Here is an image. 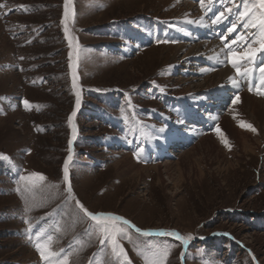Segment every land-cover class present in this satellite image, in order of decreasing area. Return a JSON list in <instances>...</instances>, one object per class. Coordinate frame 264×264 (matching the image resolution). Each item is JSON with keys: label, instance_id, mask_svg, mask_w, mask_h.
Segmentation results:
<instances>
[{"label": "rangeland", "instance_id": "obj_1", "mask_svg": "<svg viewBox=\"0 0 264 264\" xmlns=\"http://www.w3.org/2000/svg\"><path fill=\"white\" fill-rule=\"evenodd\" d=\"M0 4L5 5L0 8V155L8 157L0 158V264H46L35 246L37 233L51 251L71 254L70 264H115L110 249L99 244L95 222L76 200L93 213L122 216L145 231L175 230L193 237L185 246L171 236L145 237L130 229L132 239L121 243L131 264H147L146 256L157 247L170 248L167 264H264V137L254 139L255 153L244 155L220 141L234 143L228 122L242 128L233 118L246 109L231 103L235 96L246 93L262 102L264 96L249 92L246 82L234 88L225 79L197 89L201 69L212 74L228 69L233 78L235 70L205 50L186 61L174 58L182 45L214 42L221 50L227 41L219 37L228 21L195 23L204 15L199 0H72L76 15L66 36L64 0ZM186 5L199 18H183ZM165 39L176 43H157ZM219 57L224 59L222 51ZM73 111L77 135L70 196L63 166ZM108 113L120 126L107 121ZM245 116L241 120H250ZM223 119L222 134L200 144ZM185 137L190 149L175 151ZM152 142L160 143L157 156L172 154L173 160L157 164L159 171L119 176L117 152L136 166H156L143 156L152 151ZM211 145L216 148L207 152ZM140 148L138 161L134 153ZM199 170L200 181L194 178ZM31 173L46 180L27 191L29 181L21 177ZM56 259L50 257L52 264Z\"/></svg>", "mask_w": 264, "mask_h": 264}, {"label": "snow or ice", "instance_id": "obj_2", "mask_svg": "<svg viewBox=\"0 0 264 264\" xmlns=\"http://www.w3.org/2000/svg\"><path fill=\"white\" fill-rule=\"evenodd\" d=\"M200 7L204 11V15L200 17L195 23L204 24L205 26H216L221 25L225 21H228L230 26L227 27L226 32L220 35V40L227 41L223 43L221 51L224 53V59L220 60L219 55L215 58L221 63L230 64L235 70V78L229 77L231 85L234 88H239L242 82H246L249 92L255 91L257 95L264 96V0H199ZM219 5V8H217ZM5 5L0 4V8ZM24 7L25 6H21ZM212 13V16H208ZM75 10L72 7V0H64V31L67 36L69 31L68 23L70 18L74 20ZM208 17V22L205 21V17ZM231 17V19H230ZM193 23V21H188ZM238 27L240 31H238ZM255 29V31H252ZM235 33V36L229 39L231 34ZM157 43H176L175 40L169 41L157 40ZM69 47H72V41L69 39ZM73 53H69L70 64L73 75V87H76V64L72 63ZM23 59V57H21ZM77 59H79V52L77 50ZM254 71L258 73L254 76ZM255 80V83L253 82ZM240 96L237 94L232 100V104H238L240 102ZM27 107L29 102L25 100L23 102ZM80 107V94L77 92L76 108ZM76 116V111H73L69 117V124L72 125V139L69 140V155L66 158L63 166V179L67 184V192L72 195V184L70 179L69 167L72 162V144L76 139L77 130L75 125L72 123L73 118ZM241 127H247L251 131L255 132L256 129L247 122L242 121ZM163 131V129H161ZM220 133V129H215ZM222 142L226 147L230 149L231 145L227 138H224ZM143 149H138L137 153H134L136 159H141ZM0 158L5 160L7 156L0 155ZM22 180H27L29 183L25 184V190L32 191L37 187L36 181L43 182L46 177L40 173H31L28 177H21ZM19 191V189H18ZM76 205L89 220L95 222L93 225L94 232L98 234L99 244L106 246L110 249L109 257L114 260L115 264H131L125 251L122 240H131L130 229L136 233L149 237L153 235L158 236H171L176 240L180 241L183 245H187L188 242L193 239L189 234L187 236L182 235L178 231H145L137 227L128 219L113 214V213H93L89 211L79 200H76ZM42 233H37L36 249L39 252L41 258L46 264H52L50 257H57L55 264H70L69 253L64 254L62 257L59 253L51 251L46 243L40 241ZM31 239V237H29ZM52 237H48V242H51ZM63 252V249H60ZM170 254V248H153L151 250L150 258L146 256L147 264H167V259ZM183 256V253L181 254ZM89 264H92L90 261Z\"/></svg>", "mask_w": 264, "mask_h": 264}, {"label": "bare ground", "instance_id": "obj_3", "mask_svg": "<svg viewBox=\"0 0 264 264\" xmlns=\"http://www.w3.org/2000/svg\"><path fill=\"white\" fill-rule=\"evenodd\" d=\"M193 11H194V8L192 6L186 5V7L184 8V13H183L182 17L187 19L188 16L191 17V15L193 14V15H195V18H199L197 13L193 12ZM201 49H203V50H201ZM204 50L206 53L209 52V54L211 56L212 55L217 56V55L221 54V50L219 48V45L217 43L210 42V43L194 45L191 47H187L185 45L177 46L176 51L174 53V58L175 57L177 58V56L181 55L182 57H184V61H186L185 59H187L189 55L200 54V53L202 55V51H204ZM198 72H200L203 77L200 79V84H198L196 86L197 89L201 88L202 85L206 86V85L215 83L216 81L217 82L223 81L224 79L227 81H230L229 77H233L228 69L217 71L213 74L208 73V72H204V69H201ZM184 82L185 83L183 84V86H185L187 83H189L188 80H186ZM188 88H190V86ZM240 98L241 99H240L239 104H235V107L236 106L240 107V105H241V108L244 107V109H246L245 114L244 115H237L239 117L233 118V122L235 120H237L236 123H241L242 121H244V119L241 120L242 116H245L247 114V115H249L248 119H250V120L246 121V119H247L246 118L245 122H247L248 124H251L256 129L255 132L251 131L247 127H242L241 129H238L234 126L235 124L233 125L232 122L231 123L228 122L229 126L231 127L230 133L233 135V138H234V143L231 145L230 151L236 150L239 153H241V155H244L246 153H253V152L255 153L256 152V143H255L254 139L259 141L260 138L264 137V102H262L259 99L256 100V99H254L253 96H250L246 93H244V94L242 93L240 95ZM244 109H242L239 112L242 113V111ZM224 120L225 119L222 120V122H224V123H222V125L219 127L221 134H222V129H224V124H227V122ZM239 127H241V126H239ZM218 134L219 133L217 131H215V133H213L212 135L205 136L200 141V144H203V142H205L206 139H212V137L218 136ZM222 140H223V138L220 141L222 142ZM222 144H223V146L225 145L223 142H222ZM215 148L216 147L214 145H211V148L208 147L205 150L207 152H210L211 149H215ZM193 149L194 148H192L191 150H193ZM191 150L189 152H191ZM189 152H185L183 154L187 155ZM234 156H235V154H234ZM115 157H116V161H115L114 167H115L117 173L119 174V176L126 175V173H130V174L135 173V174L143 175L149 169L159 171L160 166H161V165H156L155 167H146V168L136 166L133 164L132 160L127 155H125L124 153H121V152H117ZM201 176H202V173L199 170V171H196L194 178H196L198 181H200Z\"/></svg>", "mask_w": 264, "mask_h": 264}]
</instances>
